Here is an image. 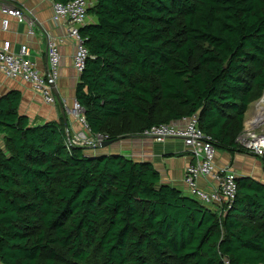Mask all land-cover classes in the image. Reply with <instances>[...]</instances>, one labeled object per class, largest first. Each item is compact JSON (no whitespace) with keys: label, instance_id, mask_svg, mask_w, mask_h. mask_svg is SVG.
<instances>
[{"label":"trees","instance_id":"16d2710c","mask_svg":"<svg viewBox=\"0 0 264 264\" xmlns=\"http://www.w3.org/2000/svg\"><path fill=\"white\" fill-rule=\"evenodd\" d=\"M90 4L74 98L92 134L196 115L217 151H245L236 137L264 90V0ZM19 103L0 96V263L264 264V183L236 177L213 210L148 162L67 147L66 118L34 124Z\"/></svg>","mask_w":264,"mask_h":264},{"label":"built area","instance_id":"2783aa9c","mask_svg":"<svg viewBox=\"0 0 264 264\" xmlns=\"http://www.w3.org/2000/svg\"><path fill=\"white\" fill-rule=\"evenodd\" d=\"M88 0H71L66 3L53 2L52 21L55 24L65 26V36L75 43V50L72 57L74 71L80 75L85 62L89 57L84 46V41L79 34V28L87 21V9L90 6ZM1 29L7 30L10 19L18 22H26L30 25L23 11L15 6H8L0 1ZM29 33H31L29 31ZM64 37L48 36L46 42L47 68L44 73H39L29 59L28 47L21 44L17 52L11 50V44L4 41L0 45V71L8 78H19L30 84L33 91L42 97L44 103L54 104L56 99L52 92L50 83H54L59 77L60 53L59 45ZM264 105V90L261 97L255 104L254 120L249 119V126H244L236 137L238 146L258 157H264V133L257 131L259 123L264 124V114H259L261 106ZM63 110L69 119H74L81 127L87 128L82 118V108L74 99L71 103L62 102ZM259 122V123H257ZM142 135L151 137L155 141H163L168 138L180 139L189 151L192 162L186 165L183 171V183L186 186L189 196L195 198L205 205L215 204L218 207L228 205L235 197L237 185L236 175L229 167L217 168L215 166L216 149L210 136L201 131L197 124L196 115L182 118L178 121L162 123L151 126L142 132ZM66 146L72 145L99 147L107 138L106 135L92 134L89 131V138L85 141V135L81 130L76 137L65 131ZM210 178L215 183L210 190H203L198 187L199 179ZM2 264V263H0Z\"/></svg>","mask_w":264,"mask_h":264},{"label":"crops","instance_id":"0c3cea01","mask_svg":"<svg viewBox=\"0 0 264 264\" xmlns=\"http://www.w3.org/2000/svg\"><path fill=\"white\" fill-rule=\"evenodd\" d=\"M0 1L8 6L20 8L30 21V25H28L26 22H18L16 19L11 18L7 30L4 31L1 29L2 15L0 14V45L4 41L10 42L13 52H17L21 44L27 45L29 59L39 73H44L47 68V37H64L63 42L59 45V77L52 87L53 95L56 91L59 102L56 101L54 104L44 103L42 97L33 91L30 84L19 78H8L1 71L0 96L9 91H17L20 94L19 113L27 116L31 122L38 124L44 121H58L60 118H66L68 130L75 132L80 126L65 115L62 106L63 101L71 103L75 99V85L79 77L72 66L75 42L65 36L66 29L64 25L55 24L52 21V4L55 1ZM93 1L91 0V2ZM92 20V17L87 15L86 22ZM254 101L250 103L252 107ZM90 151L99 154H122L137 162H148L159 173L162 183L170 184L189 196L183 183V171L186 165L193 160L180 139L168 138L158 142L145 135L133 136L127 134L120 136L108 146H99ZM214 162L217 168L229 167L232 169L236 177H249L264 183V167L258 157L250 152L235 150L231 154L227 150H218ZM214 184L210 178L197 181L198 187L207 191L212 189ZM207 205L213 210H218V206L215 204Z\"/></svg>","mask_w":264,"mask_h":264},{"label":"rangeland","instance_id":"374dc122","mask_svg":"<svg viewBox=\"0 0 264 264\" xmlns=\"http://www.w3.org/2000/svg\"><path fill=\"white\" fill-rule=\"evenodd\" d=\"M262 95V94H261ZM261 97V96H260ZM259 97V98H260ZM258 98V99H259ZM258 99L256 100V101H254V103H253V107H252V104H250L248 107H247V110H246V112H245V115H244V121H243V125L245 126L246 124H245V122L249 119V118H252V120H254V113H255V104H256V102L258 101ZM246 117V118H245ZM71 121H74V119H71ZM76 122V121H75ZM76 123H78V122H76ZM257 123H259V122H257ZM78 125L80 126V124L78 123ZM257 129V131H260V132H262V133H264V124L263 123H259V125H258V127L256 128ZM83 131V133H84V135H85V139H83V140H87L88 138H89V131L87 130V129H85L84 127H81L80 126V128L79 129H77L75 132H71V131H69L70 132V134L71 135H73V137H76L77 136V133L79 132L80 133V131ZM122 138H124V137H122ZM84 147H87V145L86 146H84ZM90 147H92V146H90ZM91 152V151H90ZM94 152V151H93Z\"/></svg>","mask_w":264,"mask_h":264},{"label":"water","instance_id":"95a60500","mask_svg":"<svg viewBox=\"0 0 264 264\" xmlns=\"http://www.w3.org/2000/svg\"><path fill=\"white\" fill-rule=\"evenodd\" d=\"M50 85H51V87H53V85H54V83H50ZM54 97H55V99H56V101H58L59 102V98H58V96H57V94H56V91H54ZM114 141H103L102 143H101V147H105V146H108V145H110V144H112Z\"/></svg>","mask_w":264,"mask_h":264},{"label":"bare ground","instance_id":"6f19581e","mask_svg":"<svg viewBox=\"0 0 264 264\" xmlns=\"http://www.w3.org/2000/svg\"><path fill=\"white\" fill-rule=\"evenodd\" d=\"M258 113H259V114H260V113H261V114H264V105L261 106L260 110H258ZM249 119H251V118H249ZM249 119H248V120H249ZM251 121H253V120H251ZM251 121H249L248 123H246V126H249ZM251 123H252V122H251Z\"/></svg>","mask_w":264,"mask_h":264}]
</instances>
